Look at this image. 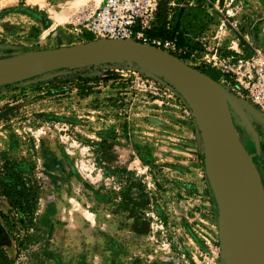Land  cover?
Masks as SVG:
<instances>
[{
    "label": "rangeland",
    "instance_id": "obj_1",
    "mask_svg": "<svg viewBox=\"0 0 264 264\" xmlns=\"http://www.w3.org/2000/svg\"><path fill=\"white\" fill-rule=\"evenodd\" d=\"M101 1L0 0V57L78 43L69 20ZM175 2L211 47L264 51V0ZM185 59L204 73L211 68ZM218 84L236 95L229 76ZM229 108L264 184V115L249 104L245 116ZM3 153L33 160L40 187L24 239L2 217L9 207L0 197V248L15 264H210L212 257L225 264L221 206L197 119L171 82L147 67L94 62L0 86Z\"/></svg>",
    "mask_w": 264,
    "mask_h": 264
},
{
    "label": "water",
    "instance_id": "obj_2",
    "mask_svg": "<svg viewBox=\"0 0 264 264\" xmlns=\"http://www.w3.org/2000/svg\"><path fill=\"white\" fill-rule=\"evenodd\" d=\"M116 59H129L133 64L150 66L166 77L197 119L207 163L211 146L217 144L237 164L242 191L241 264H264V184L251 154L241 143L229 108L233 103L245 116L243 105L255 106L248 99L224 90L228 95V105L221 107L215 104L209 99L205 86L210 80H216L189 64L187 59L134 39H92L0 57V86L75 64L119 61ZM223 214L224 205L221 206L222 217Z\"/></svg>",
    "mask_w": 264,
    "mask_h": 264
},
{
    "label": "built area",
    "instance_id": "obj_3",
    "mask_svg": "<svg viewBox=\"0 0 264 264\" xmlns=\"http://www.w3.org/2000/svg\"><path fill=\"white\" fill-rule=\"evenodd\" d=\"M177 5L175 0H102L99 5L79 9L69 20L67 31L76 42L134 39L178 56L196 57L222 78L229 76L236 95L264 113V51L248 53L241 47L229 52L219 45L211 47L204 32L184 24V4L179 9ZM154 31L173 36L162 38L153 35ZM215 258L208 263L215 264Z\"/></svg>",
    "mask_w": 264,
    "mask_h": 264
},
{
    "label": "bare ground",
    "instance_id": "obj_4",
    "mask_svg": "<svg viewBox=\"0 0 264 264\" xmlns=\"http://www.w3.org/2000/svg\"><path fill=\"white\" fill-rule=\"evenodd\" d=\"M60 17V15L55 14L56 21L60 22ZM116 60L133 63V61L129 59ZM94 62L97 63L100 61L75 64L68 68ZM147 67L149 70L157 72L154 68L150 66ZM205 90L209 99L215 104L221 107L228 105V95L217 81L210 80L206 84ZM208 156V175L210 181L211 179L213 181H211V183L216 191L220 205H224V214L220 230L224 262L225 264H241L242 191L241 180L237 175V164H235L223 151L222 147L217 144L211 146Z\"/></svg>",
    "mask_w": 264,
    "mask_h": 264
},
{
    "label": "trees",
    "instance_id": "obj_5",
    "mask_svg": "<svg viewBox=\"0 0 264 264\" xmlns=\"http://www.w3.org/2000/svg\"><path fill=\"white\" fill-rule=\"evenodd\" d=\"M152 34L162 38L173 36L161 31ZM178 57L185 59L184 56ZM206 73L216 81L221 77L213 67L208 68ZM38 181L36 164L29 157L16 158L7 153L0 155V197L6 200L9 207L8 214L2 212L1 215L10 229L17 231L23 239L25 236L22 233L29 234L33 226L40 188ZM0 264H15L4 248H0Z\"/></svg>",
    "mask_w": 264,
    "mask_h": 264
},
{
    "label": "crops",
    "instance_id": "obj_6",
    "mask_svg": "<svg viewBox=\"0 0 264 264\" xmlns=\"http://www.w3.org/2000/svg\"><path fill=\"white\" fill-rule=\"evenodd\" d=\"M43 37H45L43 35ZM39 38V37H38ZM34 42H37V40H35ZM69 45H72V44H66V43H61V44H58V45H50V46H47L46 48H42V49H49V48H56V47H61V46H69ZM34 50H40V49H34ZM33 49L32 50H27V51H24V52H28V51H34ZM23 53V52H22ZM257 153H258V149H257ZM264 153V152H263ZM262 153V155H263ZM264 159V157H263Z\"/></svg>",
    "mask_w": 264,
    "mask_h": 264
}]
</instances>
